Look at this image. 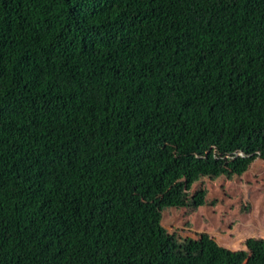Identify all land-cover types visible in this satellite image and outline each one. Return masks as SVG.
Listing matches in <instances>:
<instances>
[{
  "label": "trees",
  "instance_id": "obj_1",
  "mask_svg": "<svg viewBox=\"0 0 264 264\" xmlns=\"http://www.w3.org/2000/svg\"><path fill=\"white\" fill-rule=\"evenodd\" d=\"M257 11L264 0H0V264H243L244 251L176 252L159 205L135 192L131 102L152 79L173 143L151 151L158 174L146 166L161 184L254 157L202 156L211 144L248 140L264 157V100L236 108L232 70L214 65L240 58L238 16Z\"/></svg>",
  "mask_w": 264,
  "mask_h": 264
},
{
  "label": "rangeland",
  "instance_id": "obj_2",
  "mask_svg": "<svg viewBox=\"0 0 264 264\" xmlns=\"http://www.w3.org/2000/svg\"><path fill=\"white\" fill-rule=\"evenodd\" d=\"M263 15L261 11L254 12L252 16H248L247 12L239 14L236 28L240 27V36H235V44L241 54L238 60L228 61L220 54L214 58V65L219 63L226 70H232L233 105L236 108L248 100H264V55L257 47L253 55L257 59L262 56L257 62L251 58L248 49L252 23ZM245 30L248 33L244 34ZM258 34L264 38V20L260 21ZM152 85V79L145 81L131 102L138 118L133 159L138 170L136 194L143 201L159 205L162 225L169 234L175 235L178 254L230 257L244 251L247 257L243 264H264L262 152L261 155L254 152L248 140L227 141L232 148L221 151L211 144L201 153L202 156L210 152L216 159L254 157L238 167L224 164L193 173L171 171L164 176L162 184L159 183L152 174L153 169L150 174L146 167L155 166L156 170L159 166L151 151L153 148L173 146V143L171 138H163L164 131L154 124L149 102L154 94ZM151 159H154L153 164Z\"/></svg>",
  "mask_w": 264,
  "mask_h": 264
}]
</instances>
